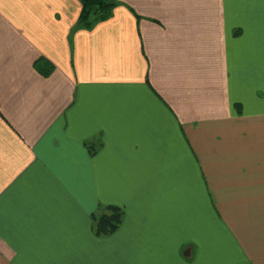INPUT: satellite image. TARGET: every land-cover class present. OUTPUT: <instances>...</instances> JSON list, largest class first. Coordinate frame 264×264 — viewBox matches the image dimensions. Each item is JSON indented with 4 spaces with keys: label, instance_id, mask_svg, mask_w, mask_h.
I'll return each instance as SVG.
<instances>
[{
    "label": "crops",
    "instance_id": "1",
    "mask_svg": "<svg viewBox=\"0 0 264 264\" xmlns=\"http://www.w3.org/2000/svg\"><path fill=\"white\" fill-rule=\"evenodd\" d=\"M115 1L0 0V264H264V0Z\"/></svg>",
    "mask_w": 264,
    "mask_h": 264
},
{
    "label": "trees",
    "instance_id": "2",
    "mask_svg": "<svg viewBox=\"0 0 264 264\" xmlns=\"http://www.w3.org/2000/svg\"><path fill=\"white\" fill-rule=\"evenodd\" d=\"M80 4V12L77 28L93 29L98 23L111 18L113 10L118 6L115 0H77ZM38 72L47 75L52 70V65L42 58L35 61ZM107 214L93 216L91 230L97 237H106L114 233L120 226L124 212L115 206L107 207Z\"/></svg>",
    "mask_w": 264,
    "mask_h": 264
},
{
    "label": "water",
    "instance_id": "3",
    "mask_svg": "<svg viewBox=\"0 0 264 264\" xmlns=\"http://www.w3.org/2000/svg\"><path fill=\"white\" fill-rule=\"evenodd\" d=\"M188 252H189V250L184 251V252H183V255H184L185 257H189V255H186V253L188 254Z\"/></svg>",
    "mask_w": 264,
    "mask_h": 264
},
{
    "label": "rangeland",
    "instance_id": "4",
    "mask_svg": "<svg viewBox=\"0 0 264 264\" xmlns=\"http://www.w3.org/2000/svg\"><path fill=\"white\" fill-rule=\"evenodd\" d=\"M35 65V64H34ZM35 69L37 70V68L35 67Z\"/></svg>",
    "mask_w": 264,
    "mask_h": 264
}]
</instances>
